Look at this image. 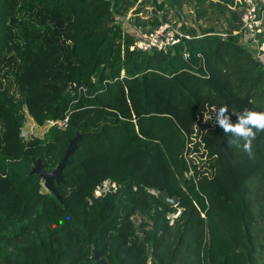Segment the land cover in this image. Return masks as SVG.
<instances>
[{"label":"trees","instance_id":"1","mask_svg":"<svg viewBox=\"0 0 264 264\" xmlns=\"http://www.w3.org/2000/svg\"><path fill=\"white\" fill-rule=\"evenodd\" d=\"M232 7L0 0V264H264L252 232V199L264 196V132L249 155L217 124L200 136L207 161L196 181L184 176L185 136L207 109L226 106L232 123V112H264V57L233 35L241 10ZM129 13L137 36L118 22ZM164 24L183 35L166 53L129 50ZM258 38L263 45L264 32ZM26 114L39 127L68 123L22 139ZM77 135L55 185L59 201L33 163L55 170ZM106 180L116 190L94 198Z\"/></svg>","mask_w":264,"mask_h":264},{"label":"built area","instance_id":"2","mask_svg":"<svg viewBox=\"0 0 264 264\" xmlns=\"http://www.w3.org/2000/svg\"><path fill=\"white\" fill-rule=\"evenodd\" d=\"M233 6L231 9L241 10L240 15V30L239 32H233V35H241V43L244 46L255 49V55L257 59L264 57V44L259 45L258 35L264 32V0H232ZM221 37H225L224 34H215ZM183 35L178 30V27L174 28L169 24L161 25L158 29L150 33H140L136 37L130 51H141L144 53L152 52L154 50L166 53L169 48L177 44L180 37ZM189 39L188 36H184ZM184 60H188L187 55H184ZM203 71L206 76L208 72L202 65ZM215 111L207 109L202 117H199L193 125V132L189 136H185V148L183 150L182 158L187 165V171L184 176L186 179H193L196 181V171L199 172L202 169V164L207 161V155L204 151V144L202 143L200 136L203 132H207L209 129H214L218 124L216 122ZM211 118V119H210ZM68 123V116L63 120H50L43 127L46 131L50 128H57L64 130ZM116 190V184L109 180L104 181L98 186L94 192L93 197L98 198L107 192H113ZM152 195H156L155 192L149 191ZM176 206V205H174ZM180 215V210L176 213L170 214L167 219L169 225L173 226L174 220Z\"/></svg>","mask_w":264,"mask_h":264},{"label":"clouds","instance_id":"3","mask_svg":"<svg viewBox=\"0 0 264 264\" xmlns=\"http://www.w3.org/2000/svg\"><path fill=\"white\" fill-rule=\"evenodd\" d=\"M228 112L226 106L220 107L215 113L216 122L225 134L231 135V144L238 148L242 147L245 152L251 155L252 140L258 133L264 132V112L247 109L241 112H232L237 117L235 123L230 121ZM241 141H243L242 144Z\"/></svg>","mask_w":264,"mask_h":264},{"label":"rangeland","instance_id":"4","mask_svg":"<svg viewBox=\"0 0 264 264\" xmlns=\"http://www.w3.org/2000/svg\"><path fill=\"white\" fill-rule=\"evenodd\" d=\"M130 20H132V14H127L126 18L118 19V22L121 24V27L128 33L136 35L138 33L134 28H132ZM263 57L260 59L262 61ZM46 132L45 127L37 126L32 119L26 114L25 124L22 130V137L28 139L30 136L33 137H42ZM44 188V187H43ZM45 189V188H44ZM46 190V189H45ZM255 194V197L252 199V209L255 214L256 222L252 229L253 235L256 238V243L261 247V253L264 258V196ZM262 198V201H260ZM133 220L136 225L141 221L139 216L133 217Z\"/></svg>","mask_w":264,"mask_h":264},{"label":"water","instance_id":"5","mask_svg":"<svg viewBox=\"0 0 264 264\" xmlns=\"http://www.w3.org/2000/svg\"><path fill=\"white\" fill-rule=\"evenodd\" d=\"M81 136L77 135L75 138L71 139L69 141L68 147L66 149V153L62 159V161L59 163L57 168L53 171H46L44 166L41 163V160H36L33 163L32 167V174L38 175L42 181H43V187L46 189L47 192L54 195L59 201L60 196L57 193L55 189V185H60L63 182L62 177V171L63 169L68 165V159L74 154L76 148H77V142ZM23 139V137H22ZM165 200L170 206H174L177 204L178 200L176 198L170 199L168 195L165 194ZM99 258V253L97 251H94V261H97Z\"/></svg>","mask_w":264,"mask_h":264}]
</instances>
